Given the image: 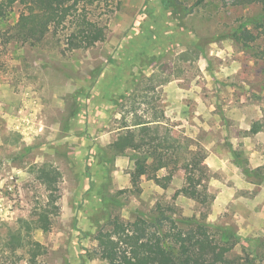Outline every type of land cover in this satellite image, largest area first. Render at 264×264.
I'll use <instances>...</instances> for the list:
<instances>
[{
  "label": "rangeland",
  "instance_id": "rangeland-1",
  "mask_svg": "<svg viewBox=\"0 0 264 264\" xmlns=\"http://www.w3.org/2000/svg\"><path fill=\"white\" fill-rule=\"evenodd\" d=\"M229 1H102L95 19L105 38L73 52L59 35L17 42L22 8L9 10L0 21V234L45 204L37 171L50 165L61 173L59 212L49 233L33 232L45 264H107L98 230L114 219L130 226L158 203L264 240V57L229 34L261 11ZM135 109L146 119L164 113L174 137L204 149L210 203L176 196L184 168L166 188L146 177L133 185L135 154L108 148ZM234 254L250 255V244Z\"/></svg>",
  "mask_w": 264,
  "mask_h": 264
},
{
  "label": "trees",
  "instance_id": "trees-1",
  "mask_svg": "<svg viewBox=\"0 0 264 264\" xmlns=\"http://www.w3.org/2000/svg\"><path fill=\"white\" fill-rule=\"evenodd\" d=\"M109 0H0V21L11 8H22L13 27L17 42L37 46L51 35L63 38L66 51L94 48L106 36L107 26L95 19L101 2ZM226 1V0H224ZM233 6H257L260 13L250 17L230 38L245 51L261 54L260 40L264 38V0H230ZM175 7L178 5L173 3ZM180 8V7H179ZM249 24V25H248ZM253 28V30L249 29ZM125 96L124 98H126ZM152 119L132 111L131 121L123 117V125L109 146L115 154H135L132 183L139 186L142 177L166 188L180 168L185 169L184 186L176 196H184L205 206L211 201L208 193V172L204 149L189 140L176 138L166 123L164 113H155ZM255 129L254 132H258ZM162 171L167 174L160 176ZM37 177L47 191L44 205L36 207L31 219L10 227L0 234L1 259L18 264H45L47 247L37 241L33 232L47 234L59 212L58 184L61 173L50 165L37 171ZM172 206L158 203L151 214L138 216L132 225L118 219L110 220L96 234L98 254L107 264H261L264 261V240L243 238L232 228L209 225L203 219L175 217ZM217 237H220L218 239ZM249 243L251 254H234L235 246Z\"/></svg>",
  "mask_w": 264,
  "mask_h": 264
}]
</instances>
